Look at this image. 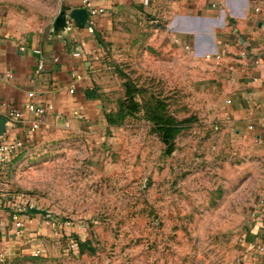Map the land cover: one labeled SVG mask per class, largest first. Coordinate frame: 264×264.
Returning <instances> with one entry per match:
<instances>
[{
  "label": "rangeland",
  "instance_id": "374dc122",
  "mask_svg": "<svg viewBox=\"0 0 264 264\" xmlns=\"http://www.w3.org/2000/svg\"><path fill=\"white\" fill-rule=\"evenodd\" d=\"M134 8L92 61L86 110L0 172L2 209L17 206L27 228L0 264H264L261 144L230 119L196 31L185 44L172 21Z\"/></svg>",
  "mask_w": 264,
  "mask_h": 264
},
{
  "label": "crops",
  "instance_id": "0c3cea01",
  "mask_svg": "<svg viewBox=\"0 0 264 264\" xmlns=\"http://www.w3.org/2000/svg\"><path fill=\"white\" fill-rule=\"evenodd\" d=\"M157 2L107 0L102 4L91 0L87 6L83 0H0V111L7 103L24 114L18 121L0 116V142L20 140L31 145L41 130H49L66 118L72 121L80 117L89 101L86 92L93 87L92 61L104 53L119 17L139 5L143 11L150 9L157 17L172 21L185 44L192 40L188 33L196 31L194 44L201 56H222L212 63L217 67L223 94L229 97L230 119L251 132L264 151V10L256 16L250 12L248 0H221L217 5L173 1L169 11L166 1ZM52 4L55 12H47ZM101 5L106 13L94 17L88 13L83 25V10ZM59 17L60 25L54 30L53 21ZM37 50L46 61L42 71H38ZM244 50L247 55L242 56ZM77 52L80 56L74 57ZM255 57L260 58L259 65L254 63ZM29 103L53 105L54 111L36 117L28 112ZM33 122L40 123L34 132ZM251 125L253 130H249ZM9 214L0 204V253L6 254L27 230L24 225L17 231ZM255 232L261 242L258 247H264V228L259 226ZM249 247L252 250L254 245Z\"/></svg>",
  "mask_w": 264,
  "mask_h": 264
},
{
  "label": "built area",
  "instance_id": "2783aa9c",
  "mask_svg": "<svg viewBox=\"0 0 264 264\" xmlns=\"http://www.w3.org/2000/svg\"><path fill=\"white\" fill-rule=\"evenodd\" d=\"M107 0H99L100 3H104ZM83 3L88 6V4L91 3V0H83ZM216 6V5H214ZM256 12H259V9H256ZM88 13L91 17L103 15L106 13V9L104 5L101 6H90L88 8ZM155 24H158V21L154 22ZM178 41V40H177ZM36 54L39 56V63H38V71H42L46 66V61L43 57V53L41 50L35 51ZM247 55V51H243V55ZM80 53L77 52L74 54V57H79ZM204 59L208 61H220L222 59V56L218 53H209L204 55ZM254 63L256 65L260 64V58L255 57ZM4 111H0V116H4L10 121H18L24 117V114L16 109L15 107L9 106L7 103H4L3 106ZM27 110L29 113L35 115L36 117H43L46 116L48 113H51L54 111L53 105H38L35 103H29L27 105ZM40 128V123L33 122L32 123V131H36ZM254 127L251 125L249 127V130H253ZM29 144L24 143L20 140H5L0 142V172L8 165V163L13 160L14 158L18 157V155L23 152ZM15 206V205H14ZM20 210L16 206L15 209L12 210V214L10 215L11 221L14 224V227L17 231H20L24 228V221L21 218ZM257 220H259V224L262 225L264 223V198L262 199L260 205L258 206V216ZM259 250L261 252H264V247H259Z\"/></svg>",
  "mask_w": 264,
  "mask_h": 264
},
{
  "label": "water",
  "instance_id": "95a60500",
  "mask_svg": "<svg viewBox=\"0 0 264 264\" xmlns=\"http://www.w3.org/2000/svg\"><path fill=\"white\" fill-rule=\"evenodd\" d=\"M61 18L59 17L57 20H56V22H55V25H54V30H56L58 27H59V20H60ZM87 20H88V12L86 11V10H83V22H82V24L83 25H86L87 24Z\"/></svg>",
  "mask_w": 264,
  "mask_h": 264
},
{
  "label": "trees",
  "instance_id": "16d2710c",
  "mask_svg": "<svg viewBox=\"0 0 264 264\" xmlns=\"http://www.w3.org/2000/svg\"><path fill=\"white\" fill-rule=\"evenodd\" d=\"M88 95L86 94V97H87ZM89 97V96H88ZM174 130H172V129H169L167 132L168 133H171V132H173Z\"/></svg>",
  "mask_w": 264,
  "mask_h": 264
}]
</instances>
